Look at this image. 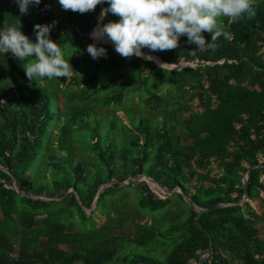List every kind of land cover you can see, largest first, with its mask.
Returning a JSON list of instances; mask_svg holds the SVG:
<instances>
[{"label": "trees", "instance_id": "trees-1", "mask_svg": "<svg viewBox=\"0 0 264 264\" xmlns=\"http://www.w3.org/2000/svg\"><path fill=\"white\" fill-rule=\"evenodd\" d=\"M52 1L22 15L15 0H0V30L20 24L34 43V25L55 21L49 38L64 55L89 61L85 69L68 59L74 73L61 88L55 78L29 81L26 61L0 53V264H264V166L257 165L264 164V0H256L251 18L220 19L233 38H219L214 52L199 51L186 36L174 50L141 49L162 64L197 61L178 71L155 67L153 58H122L110 45L95 44L106 57L91 58L83 33L109 4L81 14ZM118 20L108 13L100 24ZM201 34L211 42L210 33ZM102 42L111 41L105 35ZM82 76L90 90L79 88ZM159 77L174 94L142 92L141 106L157 116H128L114 139L116 116L106 110L121 105L128 79L141 92ZM189 102L194 110L181 117ZM97 118L106 119V130ZM74 146L90 162L71 158ZM140 175L170 194L156 196L144 181L130 185ZM242 180L246 199L238 202ZM257 199L259 213L251 206ZM195 209L202 210L199 225Z\"/></svg>", "mask_w": 264, "mask_h": 264}, {"label": "clouds", "instance_id": "clouds-1", "mask_svg": "<svg viewBox=\"0 0 264 264\" xmlns=\"http://www.w3.org/2000/svg\"><path fill=\"white\" fill-rule=\"evenodd\" d=\"M15 2L23 15L27 14L29 5H39L40 0ZM102 2H107L109 7L100 12V18L111 13L119 20L93 29L91 38L103 41L106 35L122 58L135 56L147 60L152 57L145 56L142 48L153 52L174 50L181 36L187 37V43L197 45L199 51L214 52L219 38H233V34L224 30L220 19L236 23L253 17L256 9V0H58L63 10L81 14L95 10ZM55 23L34 25V43L20 31V24L18 28L9 26L0 30V53H11L17 60L26 61L23 70L29 81L58 77L70 80L74 73L61 47L49 38ZM202 32L211 34L210 43H206ZM86 51L93 59L106 57V49L95 44H89Z\"/></svg>", "mask_w": 264, "mask_h": 264}, {"label": "rangeland", "instance_id": "rangeland-1", "mask_svg": "<svg viewBox=\"0 0 264 264\" xmlns=\"http://www.w3.org/2000/svg\"><path fill=\"white\" fill-rule=\"evenodd\" d=\"M50 5L53 8L58 9V0H53L50 3ZM2 7L3 6L0 5V10L3 9ZM9 8H11V4H10ZM15 9H17V7H15ZM97 23L99 24V19L97 20L96 24ZM96 24H95V26H96ZM95 26H94V28H95ZM93 29L90 32H88L89 33L88 35H85L86 38L89 39L92 44H103V45H110L112 48L114 47V45H111L112 42H102V41H98V40H94L93 39L95 41L94 42L91 39V35H90V33L93 31ZM107 43H110V44H107ZM150 57H152L153 60L156 63H158L159 65H162V63L154 55H151ZM64 58L65 59L77 58V61H79L80 66H82L85 69H86V67L89 66V61L87 59H84V58L81 59L78 54L73 53V52L69 53L67 55H64ZM140 59L147 60V59H145L143 57H141ZM149 61H151V60H149ZM69 63H70L71 66L74 64L73 62H70V61H69ZM152 64H154V63L152 62ZM165 64H167V63H165ZM168 65H166V66L161 68L160 66H156L154 64L155 67H157L159 69H162V70H165V71H178V70H181L183 68H196L198 66L197 65V61L187 62V61H185L183 59L177 60L173 64H168ZM152 72L153 71H151L149 68H144L142 74L149 75ZM14 79H16L18 81H21V79L18 76H15ZM83 79H85V78H83V76H82V79H81V81L79 83V88L83 87V88H86L87 90H90L89 84H84ZM57 80L60 82L59 86L61 88H63L68 82V80L66 78H62V77H58ZM137 83H138V81L132 83V80L128 79L127 85H126L127 94L124 97L121 105H119V106L115 105V104L114 105H110L107 108V110H106L107 114H109V115L113 114L114 116H116L115 128L113 130L114 139L117 137L116 125L118 123H121V125L122 124H127V122H128L127 117L128 116H130L133 119V122H135V120L138 117H143L146 114L150 115L151 117H156L157 116V114H154L153 112H150V113L148 112L147 113L146 109H144L141 106L140 102H141V99L144 96V93H142V92L147 91L146 93L155 94V95H158V96H161V97L164 96V97H166L168 99H169L168 95H170V97H171L174 94L172 89L170 87H168L167 84H165L164 79L161 78V77L157 78L156 84H154V82L151 79H148L147 82H145V84L141 87V92L140 91L137 92L136 90L132 89V87L137 86ZM184 102H185V98H183V100H182V103H184ZM95 103H96V101H94V99H93V104H95ZM188 104L190 105V107L188 109H185V110H183V111H181L179 113V115L181 114L180 115L181 117H185L189 113V111L194 110V106H193L194 103L193 102H189ZM175 107H176L175 105L171 106V108H175ZM105 120L106 119H104V118H97V122H98V126H99L100 130H106ZM90 124H93V120H90ZM73 150L74 151L72 152L71 158L78 156V157H81L83 159V161L88 160V162H90L89 161L88 152L85 149H82L79 146H74ZM88 168L90 169V174H91L93 172V170H94V163H90L88 165ZM43 174L47 178L50 177V174L47 171H44ZM141 181L146 182V184H147L148 188L150 189V191L156 196H161V194H166V195L170 194L168 191H166L164 189H161L157 184L152 183L150 181V179H148L144 175L138 176L137 179L134 182L130 183V185H135L136 183L141 182ZM124 184H126V182ZM173 192H175V190ZM133 196H134V194L131 191H129L128 192L129 201H133L134 200ZM261 198L264 199V194H262ZM251 206L253 207V209L257 213L262 211V206H261V200L260 199H257L256 201L251 202ZM175 207H176L175 204H172V208L175 209ZM91 208H93V206ZM83 212L86 215L89 214V210L83 209ZM98 223L101 224V222H98ZM258 227L261 230L260 233H259V237L262 240H264V222L260 223L258 225ZM123 231L129 236L134 234V231L132 230V227H131V225L128 222H126L124 224ZM190 264H194V263L191 262Z\"/></svg>", "mask_w": 264, "mask_h": 264}, {"label": "water", "instance_id": "water-1", "mask_svg": "<svg viewBox=\"0 0 264 264\" xmlns=\"http://www.w3.org/2000/svg\"><path fill=\"white\" fill-rule=\"evenodd\" d=\"M101 19H102V18L99 17V25H100V26H101V24H100ZM83 34H84V35H88L89 33H88V32H84ZM257 165L264 166V164H257ZM255 166H256V165H253V166H251V167H248L247 171H248L249 169L255 167ZM150 181H151L152 183H155V182H153L152 180H150ZM155 184H156V183H155ZM241 185H242V188H243V197H242L240 200H238V202H240V201H244V200L246 199V194H245V185H246V183H245L244 180L241 181ZM220 205H221V204H215V205L213 206V208H215V207H219ZM201 212H202V210L195 209V222H196L197 225H199V223H198V215H199V213H201ZM205 253H206V254L208 253V249L205 251ZM202 262H203V258H199L197 264H202Z\"/></svg>", "mask_w": 264, "mask_h": 264}, {"label": "bare ground", "instance_id": "bare-ground-1", "mask_svg": "<svg viewBox=\"0 0 264 264\" xmlns=\"http://www.w3.org/2000/svg\"><path fill=\"white\" fill-rule=\"evenodd\" d=\"M97 25H99V24L97 23ZM97 25H96V26H97ZM95 28H96V27H95Z\"/></svg>", "mask_w": 264, "mask_h": 264}]
</instances>
